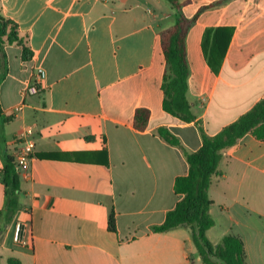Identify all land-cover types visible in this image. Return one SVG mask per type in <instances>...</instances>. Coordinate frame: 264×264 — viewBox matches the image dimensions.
Instances as JSON below:
<instances>
[{"label":"crops","instance_id":"1","mask_svg":"<svg viewBox=\"0 0 264 264\" xmlns=\"http://www.w3.org/2000/svg\"><path fill=\"white\" fill-rule=\"evenodd\" d=\"M165 1L0 0V16L18 25L32 52L24 60L18 46L0 49V264H204L189 229L153 227L182 199L175 180L188 174L185 153L202 146L199 126L216 135L264 99V0H178L187 18L197 17L186 38L191 123L163 109L160 32L178 15ZM222 29L230 40L219 60ZM37 68L46 72L41 92L24 97ZM139 108L150 111L144 131L133 124ZM160 127L181 146L162 140ZM26 129L36 155L57 158L36 157L20 170L12 214L4 156ZM209 197V241L237 236L247 264H264V141L248 134L224 151ZM17 221L29 247L13 241Z\"/></svg>","mask_w":264,"mask_h":264},{"label":"trees","instance_id":"2","mask_svg":"<svg viewBox=\"0 0 264 264\" xmlns=\"http://www.w3.org/2000/svg\"><path fill=\"white\" fill-rule=\"evenodd\" d=\"M177 11L176 24L160 32V42L167 63L162 89L164 92L163 109L173 117L185 123L196 120L191 104L187 98L188 79L190 69L186 53V38L194 18H187L178 0H166ZM225 1V0H224ZM222 2V1H221ZM218 2L216 4H220ZM217 30L214 35V50L221 60L230 40L229 30H225L226 40L219 47ZM5 45H15L22 49V59L29 60L32 52L28 48L27 40L20 36L18 25L0 16V49ZM214 52V53H215ZM218 60V62H219ZM150 111L139 108L135 112L134 127L144 131L148 126ZM202 137L201 148L194 153H185L189 171L175 180L174 189L182 199L170 210L161 225L154 226L155 233L187 228L204 264H247L243 241L234 235H226L218 244H212L207 238V231L214 226L210 215L212 200L209 189L213 177L219 174V166L223 153L234 146L245 135H252L264 141V99L257 102L251 110L243 114L233 123L227 125L218 134L209 136L199 126ZM158 136L168 144L180 147V140L168 128L160 127ZM101 154L107 156V151ZM40 159H56V155H36ZM6 167L3 171V182L6 187L8 211L14 214L19 208L20 180L15 167V159L5 155ZM105 164H108V160ZM108 228L116 233V215L112 210L109 215ZM8 264H21L16 258H9Z\"/></svg>","mask_w":264,"mask_h":264},{"label":"built area","instance_id":"3","mask_svg":"<svg viewBox=\"0 0 264 264\" xmlns=\"http://www.w3.org/2000/svg\"><path fill=\"white\" fill-rule=\"evenodd\" d=\"M46 78V72L43 68H37L36 72L29 83V85L22 91V96L28 97L31 95H38L41 92L44 80ZM24 103L16 106L12 109V114H16L24 107ZM33 130L26 129L19 132L15 136V148L12 153V157L15 159V167L18 171L26 167L32 159L36 158L34 151V142L32 139ZM26 229V223L22 221L15 222L13 241L15 244L29 247L30 242L24 237V231Z\"/></svg>","mask_w":264,"mask_h":264},{"label":"rangeland","instance_id":"4","mask_svg":"<svg viewBox=\"0 0 264 264\" xmlns=\"http://www.w3.org/2000/svg\"><path fill=\"white\" fill-rule=\"evenodd\" d=\"M163 1H165V0H163ZM166 3H167V1H165ZM169 4V3H168ZM170 8H172L171 7V5H170ZM173 9V8H172ZM1 264H7V262H2Z\"/></svg>","mask_w":264,"mask_h":264},{"label":"water","instance_id":"5","mask_svg":"<svg viewBox=\"0 0 264 264\" xmlns=\"http://www.w3.org/2000/svg\"><path fill=\"white\" fill-rule=\"evenodd\" d=\"M0 235H1V233H0Z\"/></svg>","mask_w":264,"mask_h":264}]
</instances>
